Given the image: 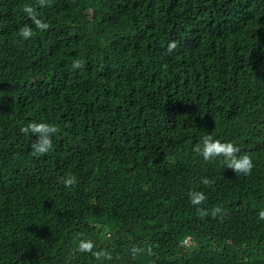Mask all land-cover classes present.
I'll return each instance as SVG.
<instances>
[{
	"label": "trees",
	"instance_id": "obj_1",
	"mask_svg": "<svg viewBox=\"0 0 264 264\" xmlns=\"http://www.w3.org/2000/svg\"><path fill=\"white\" fill-rule=\"evenodd\" d=\"M31 122L59 129L42 157ZM209 134L251 175L196 153ZM261 210L264 0H0V264H264Z\"/></svg>",
	"mask_w": 264,
	"mask_h": 264
},
{
	"label": "clouds",
	"instance_id": "obj_2",
	"mask_svg": "<svg viewBox=\"0 0 264 264\" xmlns=\"http://www.w3.org/2000/svg\"><path fill=\"white\" fill-rule=\"evenodd\" d=\"M48 0H40L41 4H47ZM29 15L32 13L29 11ZM47 25L44 22L36 24V28H46ZM19 35L22 39L28 40L34 35V28L31 25L25 24L19 30ZM171 48L175 47L173 43ZM83 64L79 60H75L72 63L73 70L81 69ZM21 133L25 136L35 135L37 137L31 144L32 153L36 157H42L48 154L54 146L53 136L59 131V129L51 123L46 122H31L21 127ZM194 151L201 155L205 161H213L218 157H222V163L225 164L226 168L232 169L236 175H251L253 168L255 167L253 158L247 154L242 153L241 148L234 142L221 141L220 139L214 138L213 135H205L202 138V145L197 144ZM60 182L66 188H72L77 184V180L74 176L67 175L60 178ZM201 183L206 187H212L214 181L208 177L201 179ZM190 203L197 206V212L201 217H206L209 214L213 218L223 219L227 215V212L222 207H214L211 210L201 207L207 200V196L203 191H190L188 193ZM258 219L264 220V210L258 213ZM186 240L190 241L191 237H187ZM79 250L82 252L91 253L97 260H111L112 254L103 250H96L95 242L90 239H81L79 243ZM148 254H154L151 246H145L141 248L134 246L131 249V255L133 257L140 255L142 252Z\"/></svg>",
	"mask_w": 264,
	"mask_h": 264
}]
</instances>
